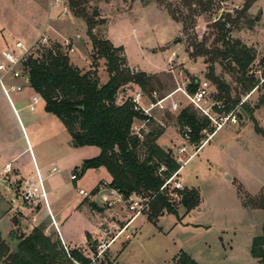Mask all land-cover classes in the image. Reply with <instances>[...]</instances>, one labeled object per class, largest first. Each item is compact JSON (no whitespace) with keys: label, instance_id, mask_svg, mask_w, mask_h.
Here are the masks:
<instances>
[{"label":"rangeland","instance_id":"rangeland-1","mask_svg":"<svg viewBox=\"0 0 264 264\" xmlns=\"http://www.w3.org/2000/svg\"><path fill=\"white\" fill-rule=\"evenodd\" d=\"M26 1L15 0L19 8L29 16L12 10L11 1H6L5 4L0 2V42L9 41L15 46L16 42L21 41L27 47L37 44L34 57L40 54L41 48L59 44L68 53L73 67L79 68L83 73H94L100 85L106 83V60L97 57L87 35L86 23L74 16L68 1L64 0L70 11L69 15L66 18L56 17L57 12L52 11L51 16L54 18L51 21H47V15L44 20H36L43 16L44 10H49V0H35V14L26 5ZM246 1L234 0L232 6V3L225 6L226 12H222V7L214 2L209 11L189 18L190 10L184 6L186 0H167L166 4L156 0H88L89 6L97 9L99 18L105 21L96 28V35L100 39L110 40L115 46L123 47L128 66L133 67L129 66L133 71L155 75L153 86L158 97L186 87L191 77L210 82L206 77L209 72L207 57L193 59L190 56V46L195 41L203 40L210 48L220 47L221 44L215 42L218 36L215 23L222 13L224 17L234 7L238 8L232 13L233 19H236V12L241 11ZM167 5H171V9L185 20L187 30L183 29V23L172 20ZM92 12L89 9V13ZM32 15L36 16V21H32ZM231 29L229 37L241 39L256 50L257 58L251 72L260 83L250 95L242 97L244 101L247 99L246 103L252 109L259 108L254 109V119L246 120L239 115L237 125L227 124L184 165L180 179L186 188L200 192L199 207L187 213L179 205L181 197L178 193L171 189L165 190L170 201L177 207L178 215L166 212L156 223L148 220L149 214L140 216L135 223L137 233L130 231V225L127 232L115 239L112 248L96 264H119L122 259L123 264H174V258L182 252L191 256L198 264H261L252 257L251 247L253 240L264 234V210L246 207L243 199H254L264 191V136L257 132V127L264 130V64L261 63L264 58V0H257ZM224 65L226 63L216 64L217 74L234 88L238 87L234 76L224 69ZM132 90H139L138 86L130 84L121 91L128 95ZM212 90L214 93L213 87ZM144 93L146 104L155 101L148 91ZM244 101L242 102L245 103ZM42 110L43 103L36 112L26 110L20 116L39 129L47 130L44 154L49 158L50 169L56 165L62 172L54 174L57 175L55 179L63 177L64 181H69L70 175L79 173L78 188L83 187L91 192L87 199L102 211L98 215L102 219L101 223L115 222L119 227H124L130 218L125 206H114V213L107 205L98 202L106 195L105 192L95 196V189L102 185L105 187L109 182L101 181L94 188L92 186L102 178L97 177L95 171L90 169L82 175V166L75 169L70 164H63L67 158L63 151L67 148L65 137L69 133L54 114L46 113L42 119L38 115L44 113ZM153 115L155 119L164 121L168 134L178 138L176 134H180V129L176 125V114L156 109ZM142 124L143 121H136L138 127ZM23 143L26 146L24 139ZM166 143L172 145L166 148L171 153L185 145L183 141L181 145L176 144L172 138ZM197 148L194 145L188 146L189 151L184 160L189 159ZM6 157L5 155L0 159L1 176H5L3 168L6 162H12L14 171L10 176L13 179L24 168L30 170V175L35 174V167L28 156L18 161ZM13 184L17 185L12 183L9 191L0 185V196L5 199V205L9 209L13 207L23 210L21 187ZM12 199H15L14 204L11 203ZM1 207L0 201V209ZM110 215L115 216L111 218ZM91 223L96 226L95 220ZM114 232L117 233L118 230L114 229ZM128 233L132 234L129 238ZM11 246L14 245L11 243ZM97 251V246L94 245L93 253L89 255L90 260L94 259Z\"/></svg>","mask_w":264,"mask_h":264},{"label":"trees","instance_id":"trees-1","mask_svg":"<svg viewBox=\"0 0 264 264\" xmlns=\"http://www.w3.org/2000/svg\"><path fill=\"white\" fill-rule=\"evenodd\" d=\"M72 13L76 18L82 19L87 25L93 49L98 58L106 60L109 80L100 85L94 73H83L70 63L68 53L57 44L49 48H41L38 58L31 57L27 63L29 67L30 87L39 94L45 102V111L54 114L65 126L72 137L76 147L93 146L100 149V155L87 160L80 172L82 175L90 170L105 169L111 176L109 186L128 196L132 193L150 195L154 199L150 203L151 213L148 220L156 223L159 217L166 212L178 215V209L165 192L160 189L165 180L157 175L161 165L167 168L166 178L180 169V165L172 158L169 149L158 144L165 129L151 119L148 133L143 139L133 134V124L136 120H147L134 109V105L127 101L123 105L117 104L118 98L123 94L124 88L135 84L152 96L156 90L153 82L155 75L145 72H135L128 66L123 47H116L110 40L100 39L95 30L105 21L100 19L99 12L89 6L88 0H67ZM144 1V0H142ZM166 4L167 0H156ZM234 1V0H230ZM257 0H247L237 11L236 19L231 13H226L215 23L218 36L215 39L220 47L210 48L205 41H195L191 44L190 56L207 57L209 72L206 75L214 88L215 99L224 102V111L230 113L239 110L244 112L248 119H254V109L243 98L250 95L260 83L251 68L256 61V50L249 47L241 39L229 37L232 26L252 8ZM214 4L213 0H186L184 6L190 10V17L201 15L209 11ZM171 5H167L168 12L173 21L183 23L187 30L185 20L181 18ZM195 7L196 9H193ZM198 8V9H197ZM89 9L93 10L90 14ZM226 63L224 69L235 78L238 87H233L217 74L216 64ZM264 64V58L261 61ZM264 78V69L262 71ZM197 77H191L188 91L195 93L199 82ZM128 91V90H127ZM119 95V97H118ZM243 97V98H242ZM164 122V121H162ZM176 125L180 135L184 136L187 128L191 129L189 143L199 147L206 139L201 134L203 129L210 133L215 131L210 121L201 117L192 107L183 108L176 114ZM257 132L264 136V130L257 127ZM177 192L181 197L179 205L186 212L199 207L201 203L200 192L196 189L185 188ZM246 207L264 210V191L254 199H243ZM96 208V205H92ZM96 210L101 211L96 208ZM10 242L2 239L0 234V262L7 264H74V261L90 264L81 251L72 249L68 254L58 236H49L43 226L35 228L26 237H14ZM15 250L17 252H15ZM251 255L264 264V234L253 240ZM108 264H112L109 263ZM174 264H198L191 256L182 252L174 258Z\"/></svg>","mask_w":264,"mask_h":264},{"label":"crops","instance_id":"crops-1","mask_svg":"<svg viewBox=\"0 0 264 264\" xmlns=\"http://www.w3.org/2000/svg\"><path fill=\"white\" fill-rule=\"evenodd\" d=\"M6 1H11L10 5L12 7V10H15L20 15L22 12L23 14H27V12L19 8L15 0H0L1 3H6ZM36 4L37 2L35 0L26 1V5L30 6L31 12H33L34 14ZM48 6L49 10H44L43 16L38 17L36 20H44L47 15V21H51L54 18L51 16L52 11H56L58 15L56 14L55 16L59 17V10H54L50 7V0L48 2ZM38 16H40V14ZM34 17L36 16L32 15V21H36ZM7 47H13V44L9 41H5L4 43L0 42V62L2 61L1 52ZM10 83L24 84V89L21 93L12 94L10 101L5 96L2 88L0 87V159H3V156L6 155L8 158L18 161L28 156L30 161H32L34 167L36 163L42 175L46 178V187L49 193V207L47 208L44 203H41V205L37 206L27 205L23 203V210L14 209L13 207L9 209L8 206L5 205V199L0 196V201L2 203V207L0 209L1 237L5 241L11 243L10 240L12 239V234L14 235V237H26L30 235L35 228L43 226L47 235L58 236L62 244H65L71 249H77L81 251L88 259H90L89 255L93 253V247L96 241L102 236L100 233L102 219L98 216L102 211L96 210V208L98 207L93 201H90L89 199L84 198L78 194L79 189H84L83 187L78 188L77 182L79 180V175L78 180L76 181L71 180V177L74 173L70 175L69 181H64L63 177L55 179V176L57 175L54 174L62 173L59 168L58 173L50 174L48 172L52 168H57V166L53 164L54 166H52V168L50 169L49 158L46 156V154H44L46 149L45 135L47 130H44L42 128L39 129V127L33 125V123H30L28 119L23 120L20 116L21 112L24 113L26 110H29L28 105L30 103L32 95L35 94V92L30 87V84H25L19 80L10 81ZM104 84L105 83H102V85ZM174 97L184 99L180 93H177ZM246 101L247 99L244 102ZM42 103L44 110H42V112L44 113L38 115H40L41 118H44L45 114L47 113L45 111L46 104L44 101ZM150 123L152 122L144 124V129L141 131L142 134L148 133L150 129ZM170 131H172V129ZM176 135L178 138L171 135V133L168 134V130H165L164 134L158 140V144L163 146L165 149L170 148V146L172 145H170V143L167 144L166 142H168L171 138L177 142L176 144L181 145V141L185 143V141L181 139L182 136L179 133H177ZM65 138H67L65 141L67 144V148L63 150L67 154L65 162H63L65 166L70 164L69 166L78 169L79 167L83 166L85 161L94 159L100 155L101 151L97 147H76L74 146L70 134ZM23 139L26 143V146L23 143ZM188 146L190 147V145H187V151H189ZM29 148L31 149V151L29 150ZM199 150L196 153L193 152L190 155L191 157L189 158V161L194 155L199 152ZM185 155L186 154L182 156L183 160L185 159ZM27 169L28 168H24V171H18L15 174L14 179L10 176L12 173L9 176L5 174L4 177L0 175V185L4 186L6 191H9L12 183L14 182L17 184L16 186L13 184L15 187L19 186L22 188L26 180L34 178V175H30V170ZM93 171L96 172L97 177L102 178H100L92 187L96 188V186L101 183V181H105L107 183L109 182L110 184L111 176L105 169ZM182 171L183 169L181 170L180 174L182 173ZM103 175H107V177H103ZM4 178H7V181H4ZM52 179L54 180L52 181ZM14 202L15 199H12L11 203L14 204ZM93 204L96 205V208L92 206ZM138 218L131 224L132 227L130 231L133 233H137L138 228L135 227V223ZM93 220H95L96 226H92L93 224L91 223V221ZM110 248H112V246ZM123 262L124 261L122 259L119 264H123ZM0 264L5 263L0 262Z\"/></svg>","mask_w":264,"mask_h":264},{"label":"built area","instance_id":"built-area-1","mask_svg":"<svg viewBox=\"0 0 264 264\" xmlns=\"http://www.w3.org/2000/svg\"><path fill=\"white\" fill-rule=\"evenodd\" d=\"M215 3H218V6L222 7V12H226L225 6L227 4L233 5V1L230 0H214ZM50 7L54 10H59V17L66 18L70 11L67 9L64 0H50ZM237 7H234L232 10L227 11V13H233L237 10ZM223 14V13H222ZM222 14L220 15L221 19ZM13 47H7L1 52L2 61L0 62V87L2 88L5 96L11 101V96L13 93H21L24 89V84H11L10 81H21L25 84H30L29 76V67L27 63L31 57H34V50L37 44L27 47L21 41H18L14 44ZM74 51V50H72ZM38 56V55H37ZM38 58V57H35ZM263 78V77H262ZM139 90H132L128 95H121L117 104L123 105L127 101L131 102L134 105L135 111L141 115L146 116L147 120H136L143 121L142 126H137L136 121L133 124V134L137 135L140 139H143L142 130L144 129V124L150 122L151 119H155L153 111L156 109H161L162 111H168L173 114H178L185 107H192L198 112L201 117L207 118L211 125L214 127L215 131L210 133L207 129H203L201 134L206 137L201 145L196 149L195 153L205 146L209 140L220 130H222L227 124L237 125L239 122V110L226 113L224 111V102L215 99V95L212 90L210 82L201 80L199 82L198 88L195 93H190L188 91V85L186 87H180L172 93L165 95L164 97H158L157 93L154 92L153 99L154 102L150 104L145 103V93L138 87ZM177 93H180L184 99L174 97ZM43 102L42 97L35 93L32 95L28 109L30 112L37 111L38 106ZM159 121V120H158ZM161 126L165 129L166 124L162 121L159 122ZM185 135L182 138L185 141V145H182L175 149L171 153L172 158L178 163H183L180 165V169L173 173L169 178H166L167 168L165 165H161L157 170V175L165 180L160 191L164 192L165 190L181 191L186 187L180 179V172L183 169L184 165L188 163L189 159L184 161L182 156L186 154L187 145H192L189 143V135L191 134V129L187 128L185 130ZM31 151V149L29 148ZM191 157V156H190ZM1 158V156H0ZM4 172L9 176L13 172L12 162H7L4 165ZM58 168H52L49 173H58ZM78 173L73 174L71 177L72 181L78 180ZM21 199L23 203L27 205L37 206L41 203H44L45 206L49 207L48 202V190L46 187V178L42 175L40 169L35 163V174L34 178L26 180L23 187L21 188ZM97 191V196L100 193L105 192L106 195L102 196L100 204L108 206L112 212L115 213L114 206L120 204L125 206L126 213L130 215L128 222L124 227H119L115 222L103 223L100 229L101 238L98 239L95 243L97 246V253L94 254V259L91 260L90 264H96L97 261L103 257L106 251L112 246V244L120 238L123 234L127 232L130 225L140 216L148 215L150 211V203L154 199L150 195H139L132 193L128 196L120 193L119 191L111 188L109 185H102L95 189ZM78 194L84 198H89L91 192L86 191L85 189H79ZM115 216V215H113ZM113 216L111 218H113ZM108 221V220H107ZM114 229H117L118 232L115 233ZM132 234L128 233L127 238ZM116 239V240H115ZM66 252L69 254L72 250L65 244H63ZM74 264H83L77 261H74Z\"/></svg>","mask_w":264,"mask_h":264},{"label":"water","instance_id":"water-1","mask_svg":"<svg viewBox=\"0 0 264 264\" xmlns=\"http://www.w3.org/2000/svg\"><path fill=\"white\" fill-rule=\"evenodd\" d=\"M241 113L244 115V118H245L246 120H248V116H247L246 114H244V112H242V110H241ZM74 146H75V144H74ZM15 252H17V251L15 250Z\"/></svg>","mask_w":264,"mask_h":264}]
</instances>
